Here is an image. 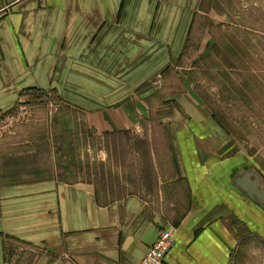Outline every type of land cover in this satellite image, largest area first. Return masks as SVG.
I'll use <instances>...</instances> for the list:
<instances>
[{
    "label": "crops",
    "instance_id": "obj_1",
    "mask_svg": "<svg viewBox=\"0 0 264 264\" xmlns=\"http://www.w3.org/2000/svg\"><path fill=\"white\" fill-rule=\"evenodd\" d=\"M204 3L0 0V105L51 88L102 135L136 131L159 102L198 110L204 98L181 60L194 42L197 58L208 49V31L195 30ZM190 117L161 116L170 155L151 149L164 173L157 200L179 204L172 197L183 194L180 213L153 211L134 194L105 197L91 181L16 180L0 186V264H136L164 216L175 243L163 264H264V210L231 184L236 163L221 157L205 119ZM6 237L24 252L8 256Z\"/></svg>",
    "mask_w": 264,
    "mask_h": 264
},
{
    "label": "rangeland",
    "instance_id": "obj_2",
    "mask_svg": "<svg viewBox=\"0 0 264 264\" xmlns=\"http://www.w3.org/2000/svg\"><path fill=\"white\" fill-rule=\"evenodd\" d=\"M205 6L210 9L196 13L195 30L208 31V49L197 58L201 43L194 42L181 60L193 67L204 98L198 110L187 101L159 102L136 131L102 135L82 121L79 109L58 101L51 88L21 90L0 105V186L44 176L91 181L105 197L138 195L153 211L176 215L185 197L173 195L179 204L157 200L164 173L151 151L159 146L169 157L159 119L172 110L189 122H196L191 115L201 123L205 119L212 141L224 147L221 157L236 163L232 173L256 169L264 177V34L255 30L264 29V0H205ZM169 218L164 216V226ZM6 244L8 256L24 252L18 241L6 237Z\"/></svg>",
    "mask_w": 264,
    "mask_h": 264
},
{
    "label": "built area",
    "instance_id": "obj_3",
    "mask_svg": "<svg viewBox=\"0 0 264 264\" xmlns=\"http://www.w3.org/2000/svg\"><path fill=\"white\" fill-rule=\"evenodd\" d=\"M174 243L175 228L168 224L159 231L157 239L147 247L145 254L136 264H163Z\"/></svg>",
    "mask_w": 264,
    "mask_h": 264
},
{
    "label": "water",
    "instance_id": "obj_4",
    "mask_svg": "<svg viewBox=\"0 0 264 264\" xmlns=\"http://www.w3.org/2000/svg\"><path fill=\"white\" fill-rule=\"evenodd\" d=\"M259 183L262 185L261 188L258 187ZM234 186L246 197L252 200H260L264 203V183L258 173L246 172L241 177L237 176Z\"/></svg>",
    "mask_w": 264,
    "mask_h": 264
},
{
    "label": "flooded vegetation",
    "instance_id": "obj_5",
    "mask_svg": "<svg viewBox=\"0 0 264 264\" xmlns=\"http://www.w3.org/2000/svg\"><path fill=\"white\" fill-rule=\"evenodd\" d=\"M246 172H256V173H258L259 174V176L261 177V179H262V182L264 183V177L260 174V172H258L256 169H248V170H243L242 172H235V173H232V177H231V184L234 186L235 185V178L237 177V176H242V175H244V173H246ZM261 184L259 183L258 184V187L259 188H261ZM254 201H256L257 203H259L260 205H261V207H262V209H263V206H264V203L262 202V201H260V200H254ZM264 210V209H263Z\"/></svg>",
    "mask_w": 264,
    "mask_h": 264
}]
</instances>
